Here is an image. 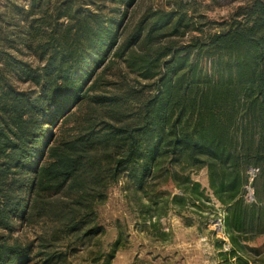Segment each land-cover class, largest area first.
<instances>
[{
  "label": "trees",
  "instance_id": "16d2710c",
  "mask_svg": "<svg viewBox=\"0 0 264 264\" xmlns=\"http://www.w3.org/2000/svg\"><path fill=\"white\" fill-rule=\"evenodd\" d=\"M135 2L0 1V264H66L71 248L105 232L96 207L108 188L127 175L143 191L167 163L179 172L207 169L213 195L228 207L232 255L238 264H264V243L253 247L264 239L257 185L264 179V0L205 41L158 48L167 32L183 35L190 20L156 11L121 40ZM138 45L151 51L131 56L156 80L150 94L123 103L97 94L99 74ZM204 50L218 57L219 78L190 62ZM85 103L93 113L86 125L57 139L53 128ZM251 167L261 171L254 203L245 200ZM39 219L58 223L36 242L13 239L20 222ZM117 247L96 262L111 264Z\"/></svg>",
  "mask_w": 264,
  "mask_h": 264
},
{
  "label": "rangeland",
  "instance_id": "374dc122",
  "mask_svg": "<svg viewBox=\"0 0 264 264\" xmlns=\"http://www.w3.org/2000/svg\"><path fill=\"white\" fill-rule=\"evenodd\" d=\"M0 1L4 3L6 0ZM252 2L253 0H136L129 9L121 40L131 36L142 21L144 26H148L151 22L149 15L156 11H181L190 20L191 27L180 36H171L167 32L155 47L169 46L171 41L178 47H183L194 38L205 41L208 35L220 30L219 25L229 23ZM149 50L138 45L126 53L122 60H116L105 67V71L100 70L102 72L94 88L95 92L108 97L116 96L121 103L134 95L147 97L150 94L147 86L156 80H147L143 69L139 68L140 62L136 60L135 64L131 61V56L136 58L150 53ZM217 59V56L204 50L201 54H192L190 62L199 65L202 75L219 78L222 66L215 64ZM21 88L26 89L27 86L21 85ZM135 107L134 104L127 105L124 111H133ZM104 113L109 116V110ZM74 115L61 126L53 128L57 139L69 138L77 133L78 122H81V128L85 126L84 121L93 115L92 108L85 103ZM164 168L166 171L163 169L156 174L143 191H138L127 175L109 187L105 202L96 207L97 223L105 232L86 245L79 244L71 248L66 264H103V260L96 262L97 258L109 253L116 243L118 247L111 264H238L239 256L232 255V245L225 226L228 207L213 195L207 169H186L179 172V169L168 163ZM254 169L256 176L251 177L250 173ZM260 173V169L256 167L247 171L249 184L245 187V200L248 203L255 202L254 180ZM192 184H199V188H193ZM257 185L264 200V179L258 180ZM54 223H58L57 220L20 222L12 233L13 239H18L21 243L36 242L43 231ZM263 243L264 239H259L253 247H260ZM33 264L41 262L35 260Z\"/></svg>",
  "mask_w": 264,
  "mask_h": 264
},
{
  "label": "built area",
  "instance_id": "2783aa9c",
  "mask_svg": "<svg viewBox=\"0 0 264 264\" xmlns=\"http://www.w3.org/2000/svg\"><path fill=\"white\" fill-rule=\"evenodd\" d=\"M251 177H255L256 176V170L254 169L253 172L250 173Z\"/></svg>",
  "mask_w": 264,
  "mask_h": 264
}]
</instances>
